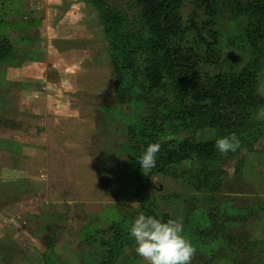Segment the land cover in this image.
Here are the masks:
<instances>
[{"label": "rangeland", "instance_id": "obj_1", "mask_svg": "<svg viewBox=\"0 0 264 264\" xmlns=\"http://www.w3.org/2000/svg\"><path fill=\"white\" fill-rule=\"evenodd\" d=\"M96 2L125 48L129 79L87 0H0V38L14 47L0 60V264H146L129 232L150 215L135 197L137 133L158 129L164 150L186 134L169 89H141L140 55L153 38L138 8ZM246 2L220 0L213 29L223 72L247 78L263 103L235 112V152L173 164L142 197L151 216L182 219L190 264H264V18ZM190 12L186 4L183 18ZM222 136L204 129L195 140Z\"/></svg>", "mask_w": 264, "mask_h": 264}, {"label": "trees", "instance_id": "obj_2", "mask_svg": "<svg viewBox=\"0 0 264 264\" xmlns=\"http://www.w3.org/2000/svg\"><path fill=\"white\" fill-rule=\"evenodd\" d=\"M87 1L99 12L105 38L112 47L109 54L113 65L124 75V79H129L128 64L123 60L125 48L121 47L109 16L96 0ZM132 1L139 10L140 30L153 38L140 55L141 66L137 75L141 89L146 95H158L169 89L176 107L177 127H183L186 134L175 150L160 149L156 167L146 176L141 172L137 159L162 132L158 129L138 130L141 147L136 149L134 161L135 197L151 215L155 211L142 197L152 187L157 175L165 174L171 165L192 157H215V141H196L197 132L208 129L226 136L233 132L237 124L233 118L236 111L250 109L263 101L256 97L247 78L227 75L221 68L220 39L213 29L220 0ZM246 3L247 9L264 18V0H247ZM186 4L191 5V12L183 18L182 9ZM234 4L236 10L243 6L236 1ZM200 12L203 18L199 17ZM11 53H14V47L9 40L0 38V60ZM176 121L170 123L176 127ZM122 235L117 234L116 238Z\"/></svg>", "mask_w": 264, "mask_h": 264}, {"label": "clouds", "instance_id": "obj_3", "mask_svg": "<svg viewBox=\"0 0 264 264\" xmlns=\"http://www.w3.org/2000/svg\"><path fill=\"white\" fill-rule=\"evenodd\" d=\"M240 146L235 133L219 137L214 147L221 154L235 152ZM161 149L159 142L147 145L138 157L141 172L148 176L156 167L157 153ZM40 179H46L42 174ZM130 235L135 244V252L146 264H190L195 248L184 235V225L181 218L166 221L151 215L139 213L132 222Z\"/></svg>", "mask_w": 264, "mask_h": 264}]
</instances>
